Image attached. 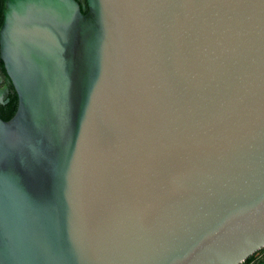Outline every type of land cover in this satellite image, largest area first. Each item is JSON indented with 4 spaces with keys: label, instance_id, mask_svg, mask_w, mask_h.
I'll return each mask as SVG.
<instances>
[{
    "label": "water",
    "instance_id": "1",
    "mask_svg": "<svg viewBox=\"0 0 264 264\" xmlns=\"http://www.w3.org/2000/svg\"><path fill=\"white\" fill-rule=\"evenodd\" d=\"M0 60V264L264 248V0H6Z\"/></svg>",
    "mask_w": 264,
    "mask_h": 264
},
{
    "label": "flooded vegetation",
    "instance_id": "2",
    "mask_svg": "<svg viewBox=\"0 0 264 264\" xmlns=\"http://www.w3.org/2000/svg\"><path fill=\"white\" fill-rule=\"evenodd\" d=\"M6 0H0V26L3 21V6ZM79 3H84V0H78ZM0 118L8 117L10 107H17V96L13 87L6 81L3 63L0 60ZM16 111V110H15ZM15 113V112H14ZM14 115V114H13ZM242 264H264V248L248 257Z\"/></svg>",
    "mask_w": 264,
    "mask_h": 264
},
{
    "label": "trees",
    "instance_id": "3",
    "mask_svg": "<svg viewBox=\"0 0 264 264\" xmlns=\"http://www.w3.org/2000/svg\"><path fill=\"white\" fill-rule=\"evenodd\" d=\"M15 110H16V107H15L14 105H12V106L10 107V113H9L8 117L4 118V121H8V120H10V119L12 118V116H13Z\"/></svg>",
    "mask_w": 264,
    "mask_h": 264
}]
</instances>
